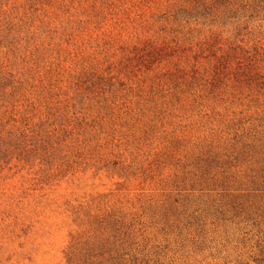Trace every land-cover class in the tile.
I'll list each match as a JSON object with an SVG mask.
<instances>
[{"label": "rangeland", "instance_id": "374dc122", "mask_svg": "<svg viewBox=\"0 0 264 264\" xmlns=\"http://www.w3.org/2000/svg\"><path fill=\"white\" fill-rule=\"evenodd\" d=\"M263 216L264 0H0V264H257Z\"/></svg>", "mask_w": 264, "mask_h": 264}, {"label": "trees", "instance_id": "16d2710c", "mask_svg": "<svg viewBox=\"0 0 264 264\" xmlns=\"http://www.w3.org/2000/svg\"><path fill=\"white\" fill-rule=\"evenodd\" d=\"M260 216L261 215H256V216H254V218H257V217L260 218ZM263 218H264V216H263ZM262 224L264 225V223H262ZM261 232L264 235V229L261 230ZM258 250H259V252L256 255V257L254 258V260L257 264H264V237L261 240H259Z\"/></svg>", "mask_w": 264, "mask_h": 264}]
</instances>
